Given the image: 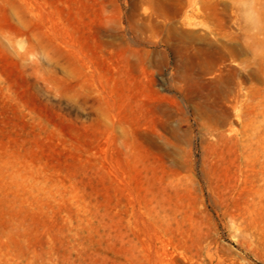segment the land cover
Here are the masks:
<instances>
[{"label": "rangeland", "instance_id": "1", "mask_svg": "<svg viewBox=\"0 0 264 264\" xmlns=\"http://www.w3.org/2000/svg\"><path fill=\"white\" fill-rule=\"evenodd\" d=\"M0 0V264H264V2Z\"/></svg>", "mask_w": 264, "mask_h": 264}, {"label": "clouds", "instance_id": "2", "mask_svg": "<svg viewBox=\"0 0 264 264\" xmlns=\"http://www.w3.org/2000/svg\"><path fill=\"white\" fill-rule=\"evenodd\" d=\"M261 2H264V0H261ZM242 3L244 5L242 11L245 16L254 14L257 18H259L260 14L256 9L257 0H242Z\"/></svg>", "mask_w": 264, "mask_h": 264}]
</instances>
